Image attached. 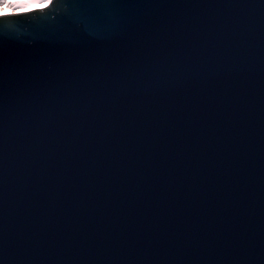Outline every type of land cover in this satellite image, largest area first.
I'll list each match as a JSON object with an SVG mask.
<instances>
[{
	"label": "water",
	"instance_id": "obj_1",
	"mask_svg": "<svg viewBox=\"0 0 264 264\" xmlns=\"http://www.w3.org/2000/svg\"><path fill=\"white\" fill-rule=\"evenodd\" d=\"M20 12L0 20V264H264V0Z\"/></svg>",
	"mask_w": 264,
	"mask_h": 264
},
{
	"label": "snow or ice",
	"instance_id": "obj_2",
	"mask_svg": "<svg viewBox=\"0 0 264 264\" xmlns=\"http://www.w3.org/2000/svg\"><path fill=\"white\" fill-rule=\"evenodd\" d=\"M47 2L50 4L51 0H47ZM5 3H6V0H0V7H2ZM7 6L12 9V12L10 14L0 15V20H9V19H13L18 16H27V15L32 14V12H17L16 11L17 8L26 7L27 6L26 4H15V5L8 4Z\"/></svg>",
	"mask_w": 264,
	"mask_h": 264
},
{
	"label": "rangeland",
	"instance_id": "obj_3",
	"mask_svg": "<svg viewBox=\"0 0 264 264\" xmlns=\"http://www.w3.org/2000/svg\"><path fill=\"white\" fill-rule=\"evenodd\" d=\"M7 1H10V2H13L15 4H26L27 6L26 7H23V8H17L16 10H25V9H29L30 7H34L35 5H39L40 3H42L44 0H6Z\"/></svg>",
	"mask_w": 264,
	"mask_h": 264
},
{
	"label": "bare ground",
	"instance_id": "obj_4",
	"mask_svg": "<svg viewBox=\"0 0 264 264\" xmlns=\"http://www.w3.org/2000/svg\"><path fill=\"white\" fill-rule=\"evenodd\" d=\"M45 3H47V0H44L42 3L39 4V6H41ZM8 4H14L15 5V3H13V2L7 1L2 7H0V14H10L12 12V9L7 6ZM36 7H38V5L37 6L35 5L34 7H30V8H36ZM16 11L20 12L22 10H16Z\"/></svg>",
	"mask_w": 264,
	"mask_h": 264
}]
</instances>
